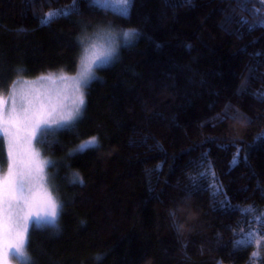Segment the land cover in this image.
Returning <instances> with one entry per match:
<instances>
[{
	"label": "trees",
	"instance_id": "16d2710c",
	"mask_svg": "<svg viewBox=\"0 0 264 264\" xmlns=\"http://www.w3.org/2000/svg\"><path fill=\"white\" fill-rule=\"evenodd\" d=\"M71 1L0 0V95L75 72L85 28L139 35L97 68L74 131L41 144L61 207L32 224L30 264H264V27L240 22L258 17L242 0H132L127 15L76 0L42 20Z\"/></svg>",
	"mask_w": 264,
	"mask_h": 264
},
{
	"label": "snow or ice",
	"instance_id": "6c2138e0",
	"mask_svg": "<svg viewBox=\"0 0 264 264\" xmlns=\"http://www.w3.org/2000/svg\"><path fill=\"white\" fill-rule=\"evenodd\" d=\"M96 2L103 5L111 2L114 6H119L123 15H127L131 6V0ZM242 3L245 5L244 10H250L258 18L255 22L241 18L240 22L249 25V31L264 27V12L248 9L246 5L249 0H242ZM74 10L78 11L75 3L71 9L63 11ZM117 35L130 42L139 33L124 31L114 34L105 29L97 32L96 38L85 48L82 70L71 86L58 83L65 81L66 77L54 79L49 75L36 81H20L18 88L13 87L6 96L0 95V148L6 146V157L0 161V264H11L10 255L24 256L30 222L35 221L39 226L46 218H57L59 204L48 187L45 172L46 167H55L56 162L42 159L35 144L48 143L51 147L50 136L62 131H74L85 105L84 93L81 91L82 81L89 79L94 65L101 58L115 53L113 44ZM69 87L74 90V97L70 98ZM96 143L95 138H92L81 144L79 150H86ZM207 175L206 172L204 176ZM253 211L252 207L244 210L245 213ZM240 235L237 246H249L256 242L251 229Z\"/></svg>",
	"mask_w": 264,
	"mask_h": 264
},
{
	"label": "rangeland",
	"instance_id": "374dc122",
	"mask_svg": "<svg viewBox=\"0 0 264 264\" xmlns=\"http://www.w3.org/2000/svg\"><path fill=\"white\" fill-rule=\"evenodd\" d=\"M90 1H92L93 3H96L98 5H101V6L110 8V9H112L114 11L120 12L119 6H114L111 2H109L107 5H103L101 3H97L96 0H90ZM131 2H132V0H131ZM74 3H75V5H77L76 0H73V1H71L69 3H67V4L61 5L59 7L51 8L44 15H42L41 18H42V20L47 21V20H49L51 18H54V17H56L58 15H61V12L63 10L71 9L72 6L74 5ZM65 13H68V11H63V14H65ZM101 29L110 30V31H113V32H116V33L119 34V33L124 32L125 30L130 29V28H120V27L118 28V27H115L113 25L106 24V23H101V24L97 25L94 29H92V28L91 29L85 28L86 35L88 36V44L91 43V41L96 38L95 34L97 32H99ZM131 29H134V28H131ZM134 31L137 32L135 29H134ZM135 38H136V36H134L131 39L130 42H126V41H124L122 39V37L120 35H117V40H118V43H119L118 52L115 53V54H113V55H111V56H106V57L101 58L94 65L93 71H92L89 79L87 81H82L81 91L84 93V98H85L86 86L96 76V70H97V68L100 67V66H105V65L111 64L116 59V57L118 56L121 48L123 46H125V45L131 44ZM86 47H87V45L85 44L84 49H83L82 54H81V59H80V62H79V66H78V68H77V70L75 72L69 73V72H65V71H54V72H49V73H43V74H40V75H37V76H33V77H22V78L17 79L13 83V85L11 86V89L13 87H17L18 88L20 86V84H19L20 81H23V80L36 81V80H39L40 77H47L49 75L53 76L54 79H58L60 76H64L67 79L65 81H63V82L58 81V83H67L68 85L71 86L74 83V80L79 77V74H80V72L82 70V67H83L82 60H83V58L85 56V48ZM37 87H39V84H37ZM7 94H4V95L6 96ZM68 94H69L70 98L71 97H74V95H75V92H74V90L71 87H69ZM83 111H84V107L82 109V114H83ZM82 114H81V116H82ZM80 117H78V119ZM92 138H95V140L97 142V139H96L97 137H92ZM92 138H89L86 141H89ZM86 141H83L81 143H84ZM81 143L76 148H74V150H79V146L81 145ZM35 147L39 150L42 159L49 160V161H54L51 156L45 154V152L43 151V147L41 146L40 143H36L35 144ZM4 149H5V157H6V146L4 147ZM4 168L6 170V164L4 165ZM45 172H46L47 177H48V187L50 188L53 196L55 197L57 203L59 204V208H58V215H59L60 207H61V202H60V199H59L58 194L55 191V179H56V177H55V171H54V169L51 166H49V167H46ZM58 215H57V218H58ZM57 218L55 220H52L51 218H46V219L42 220L39 223V225H43V224H53V223L56 222ZM33 223L36 224L35 221L30 222V228H31V226H32ZM30 228H29V230H30ZM25 250L27 252L26 246H25ZM258 251L259 250L256 249L255 250V253H258ZM23 261H24V257L10 255V262H11V264H23Z\"/></svg>",
	"mask_w": 264,
	"mask_h": 264
},
{
	"label": "clouds",
	"instance_id": "9594fccd",
	"mask_svg": "<svg viewBox=\"0 0 264 264\" xmlns=\"http://www.w3.org/2000/svg\"><path fill=\"white\" fill-rule=\"evenodd\" d=\"M125 31H134V29H131L130 28V29L125 30ZM114 34H118V33L114 32ZM82 39H83V42L88 47V45H89L88 44V36L85 35ZM113 47L115 48V53H117L118 52V47H119V43H118V40L117 39L114 41ZM170 214H171V212H170ZM23 257H24L23 264H30L31 257L27 254L26 250H24V256Z\"/></svg>",
	"mask_w": 264,
	"mask_h": 264
}]
</instances>
